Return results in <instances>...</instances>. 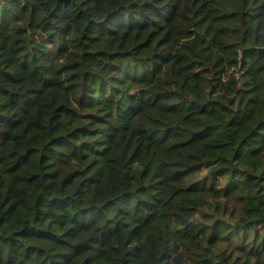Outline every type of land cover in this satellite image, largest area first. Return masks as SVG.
<instances>
[{
    "label": "trees",
    "instance_id": "trees-1",
    "mask_svg": "<svg viewBox=\"0 0 264 264\" xmlns=\"http://www.w3.org/2000/svg\"><path fill=\"white\" fill-rule=\"evenodd\" d=\"M0 264H264V0H0Z\"/></svg>",
    "mask_w": 264,
    "mask_h": 264
}]
</instances>
